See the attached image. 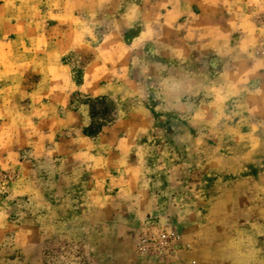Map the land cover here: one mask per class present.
Here are the masks:
<instances>
[{
  "label": "rangeland",
  "instance_id": "obj_1",
  "mask_svg": "<svg viewBox=\"0 0 264 264\" xmlns=\"http://www.w3.org/2000/svg\"><path fill=\"white\" fill-rule=\"evenodd\" d=\"M0 264H264V0H0Z\"/></svg>",
  "mask_w": 264,
  "mask_h": 264
}]
</instances>
